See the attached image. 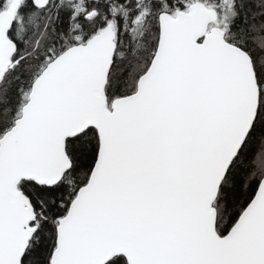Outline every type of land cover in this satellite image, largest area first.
<instances>
[{
  "label": "snow or ice",
  "instance_id": "6c2138e0",
  "mask_svg": "<svg viewBox=\"0 0 264 264\" xmlns=\"http://www.w3.org/2000/svg\"><path fill=\"white\" fill-rule=\"evenodd\" d=\"M0 264H264V0H0Z\"/></svg>",
  "mask_w": 264,
  "mask_h": 264
}]
</instances>
